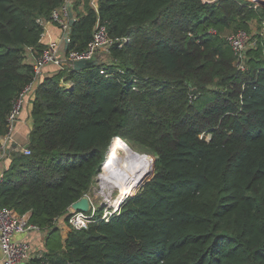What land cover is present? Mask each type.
Returning <instances> with one entry per match:
<instances>
[{
	"label": "trees",
	"instance_id": "obj_1",
	"mask_svg": "<svg viewBox=\"0 0 264 264\" xmlns=\"http://www.w3.org/2000/svg\"><path fill=\"white\" fill-rule=\"evenodd\" d=\"M91 1L72 5L83 11L67 51L85 49L98 24L128 38L105 61L65 66L36 88L30 153L12 152L0 182V207L45 230L42 253L20 264H264V34L244 71L225 39L252 18L263 26L264 7ZM62 3L0 0V136L32 79L28 54L45 47L43 20ZM123 138L155 155L152 176L110 220L72 228L69 206Z\"/></svg>",
	"mask_w": 264,
	"mask_h": 264
},
{
	"label": "built area",
	"instance_id": "obj_2",
	"mask_svg": "<svg viewBox=\"0 0 264 264\" xmlns=\"http://www.w3.org/2000/svg\"><path fill=\"white\" fill-rule=\"evenodd\" d=\"M75 0H63L60 7L55 8L49 17V20L57 24L63 32L60 41H49L42 52L37 56L31 53V63L33 66L32 79L24 86L18 96L14 99L11 111L8 114V130L0 136V182L3 179L4 171L9 166L7 154L8 141L12 136V131L15 121L18 117L22 103L25 100V94L32 91L33 87L38 85L43 80L42 68L45 64L52 63L57 66V70L72 65L76 59H93L96 58L99 62L105 61L109 54L111 46L115 43L122 44L126 38H119L108 33L105 24H98L92 35V39L87 47L81 51L66 49V44L69 42V19L72 12V5ZM251 1V0H250ZM256 6H261L259 0L251 1ZM91 3L96 7L94 0ZM73 14V12H72ZM74 17V15H73ZM75 18V17H74ZM44 21V20H43ZM214 31V30H211ZM226 41L230 45L235 55V62L238 70L244 71L247 69V50L256 47L257 38L250 31L239 29L234 33L225 36ZM98 62V63H99ZM24 153H30V149H22ZM102 166H100L101 168ZM101 170L99 169L94 177L93 194L89 191L84 194L88 197L89 209L86 211L73 209L71 205L66 212L67 220L70 226L74 229L86 227L90 222L103 220L108 221L119 213L123 202L133 192H122L119 187L117 195L112 191H106L107 186L116 187L110 184L109 180L100 179ZM142 182L136 188L141 186ZM123 194V195H122ZM100 199L97 203L96 199ZM31 232L37 233L42 243L45 242V230L41 229L37 224L30 222L29 213H14L12 209L0 207V254L2 264H20L29 259L30 256L42 253V247L35 246L29 237ZM22 234L21 237H16Z\"/></svg>",
	"mask_w": 264,
	"mask_h": 264
},
{
	"label": "bare ground",
	"instance_id": "obj_3",
	"mask_svg": "<svg viewBox=\"0 0 264 264\" xmlns=\"http://www.w3.org/2000/svg\"><path fill=\"white\" fill-rule=\"evenodd\" d=\"M112 149L101 170L100 179L109 180L124 193L133 192L137 184L143 182L153 171L154 159L145 153L134 151L131 143L124 138Z\"/></svg>",
	"mask_w": 264,
	"mask_h": 264
},
{
	"label": "crops",
	"instance_id": "obj_4",
	"mask_svg": "<svg viewBox=\"0 0 264 264\" xmlns=\"http://www.w3.org/2000/svg\"><path fill=\"white\" fill-rule=\"evenodd\" d=\"M78 11H83L82 7H74L72 8L73 15ZM63 36L62 29L55 24L51 20L43 21V31L41 33L40 41L43 44H47L51 40L60 41ZM29 59H31V54H28ZM43 78L50 77L57 72V66L49 63L45 64L42 68ZM38 85L33 87L32 91H29L25 94V100L22 103V107L18 114V117L15 121V125L12 131V136L8 141L7 154L10 162L12 152L24 149V145L29 141V134L32 127V118H31V109H32V99L34 98L36 88ZM29 236L36 246H40L42 243L41 237L35 233L31 232ZM22 234H18L16 237H21ZM0 264L1 262V254H0Z\"/></svg>",
	"mask_w": 264,
	"mask_h": 264
},
{
	"label": "rangeland",
	"instance_id": "obj_5",
	"mask_svg": "<svg viewBox=\"0 0 264 264\" xmlns=\"http://www.w3.org/2000/svg\"><path fill=\"white\" fill-rule=\"evenodd\" d=\"M250 1V0H249ZM252 1V0H251ZM254 6V5H253ZM263 7V6H262ZM263 23V26H261V24H260V22L257 20V18H252L251 19V21H250V32L254 35V36H256V38H257V34L256 33H258V32H260V33H262V34H264V22H262ZM206 135H208V134H206ZM131 146H132V148H133V150L134 151H136V152H139V153H145L146 155H148V156H150V157H153V159L155 160V155L154 154H152L151 152H148L147 150H141L140 149V147L136 144V143H131ZM107 151H108V153H107ZM109 151H110V149H109V147L105 150V156H106V154H107V156L109 155ZM27 154V153H26ZM107 156L105 157V159L107 158ZM104 159V160H105ZM107 161V160H106ZM104 162V161H103ZM103 162H102V164H103ZM102 164H101V166H102ZM153 170H154V166H153ZM152 174H153V171L151 172V173H149V175L148 176H146L145 177V179L143 180V182H145L147 179H149L151 176H152ZM96 175V174H95ZM95 175H94V177H95ZM94 177H93V180H92V182H91V187H90V191H89V193L90 194H93V192H92V189H93V187H92V185H93V182H94ZM142 182V183H143ZM94 184H95V182H94ZM111 184V183H110ZM138 184H140V183H138ZM137 184V185H138ZM141 187V186H140ZM139 187V188H140ZM139 188H136L135 190H133V191H138V189ZM112 191L113 193H114V195H117V193H118V188L117 187H108L107 186V188H106V191ZM100 201V199L98 198V199H96V202L98 203Z\"/></svg>",
	"mask_w": 264,
	"mask_h": 264
},
{
	"label": "water",
	"instance_id": "obj_6",
	"mask_svg": "<svg viewBox=\"0 0 264 264\" xmlns=\"http://www.w3.org/2000/svg\"><path fill=\"white\" fill-rule=\"evenodd\" d=\"M259 4L261 6L264 7V0H259ZM74 17L72 12H70V19H69V24L71 25L74 21ZM67 47V44L66 46ZM99 61L96 58L93 59H76L73 61V67L75 69H80V68H85L88 66H95ZM29 142H27L24 145V148H27ZM71 207L73 209H77V210H83L86 211L89 209V201H88V197L86 195H83L82 197H80L79 199L75 200L74 202L71 203Z\"/></svg>",
	"mask_w": 264,
	"mask_h": 264
},
{
	"label": "clouds",
	"instance_id": "obj_7",
	"mask_svg": "<svg viewBox=\"0 0 264 264\" xmlns=\"http://www.w3.org/2000/svg\"><path fill=\"white\" fill-rule=\"evenodd\" d=\"M114 137H118V136H114ZM114 137H113V138H114ZM113 138H112V139H113ZM101 164H102V163H101Z\"/></svg>",
	"mask_w": 264,
	"mask_h": 264
}]
</instances>
